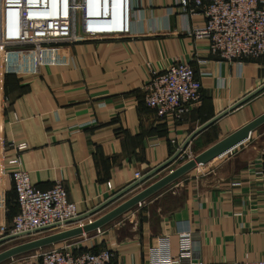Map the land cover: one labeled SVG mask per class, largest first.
I'll list each match as a JSON object with an SVG mask.
<instances>
[{"label":"crops","instance_id":"crops-1","mask_svg":"<svg viewBox=\"0 0 264 264\" xmlns=\"http://www.w3.org/2000/svg\"><path fill=\"white\" fill-rule=\"evenodd\" d=\"M192 8L184 11L178 0H131L130 34L124 38L6 54L0 143L26 144L19 155L33 186L47 191L61 182L82 216L130 185L135 172L144 176L168 160L194 130L264 85V56L241 65L223 62L210 54L206 39L189 35L206 21L201 11L191 15ZM172 63L189 64L203 94L201 105L173 127L145 106L142 91L150 70ZM262 114L264 89L196 135L186 150L197 155ZM14 153L6 149L0 155V239L11 234L17 213L12 168L6 164ZM204 166L111 220L99 234L40 250L66 243L80 252L107 249L117 264H148L150 250L166 236L169 255L176 256L177 234L189 230L193 257L204 263L264 260V123L232 152ZM169 170L87 220L106 215ZM73 226L2 245L11 248ZM18 256L6 264H34L33 257Z\"/></svg>","mask_w":264,"mask_h":264},{"label":"built area","instance_id":"built-area-1","mask_svg":"<svg viewBox=\"0 0 264 264\" xmlns=\"http://www.w3.org/2000/svg\"><path fill=\"white\" fill-rule=\"evenodd\" d=\"M178 2L184 11L193 4V8L188 11L191 15L201 11L206 20L205 25L202 28L194 27L188 33L196 40L206 39L210 54L220 61L241 65L264 56V0ZM130 15L131 0H0V86L8 50L30 49L40 54L45 48L56 45L118 40L130 34ZM149 75L142 88L143 103L155 111L157 119L163 124L173 127L182 122L193 108L201 105V82L195 78L189 64L172 63L162 71L150 70ZM26 147L23 143H0V155L6 149L15 150L13 157L6 163L12 168L10 178L17 204L10 235L57 225L56 228L74 225L60 231L64 232L91 224L92 220H87L89 217L65 224L80 214L76 205L68 201L61 182H56L47 191L31 184L28 172L22 169L19 155ZM193 157L185 149L175 162L180 161L182 165ZM142 177V174L135 172L133 182ZM106 185L110 189V184ZM94 232L99 234L100 229ZM42 237L45 236L38 238ZM168 243L169 238L166 236L158 247L151 249L147 263L212 264L193 257L192 233L189 230L177 234L176 256L169 255ZM39 258V264H117L114 254L107 249L80 252L74 251L66 243L43 251ZM237 264H264V260L244 258Z\"/></svg>","mask_w":264,"mask_h":264},{"label":"water","instance_id":"water-1","mask_svg":"<svg viewBox=\"0 0 264 264\" xmlns=\"http://www.w3.org/2000/svg\"><path fill=\"white\" fill-rule=\"evenodd\" d=\"M263 89H264V85H262L260 88L256 89L255 91L250 93L248 96L243 98L241 100V102H238L237 104L232 106L230 109L225 110L220 115L216 116L212 120L206 122L205 124L201 125L196 130H194L188 136V138L182 143L180 148H178L168 160H166L165 162H163L159 166L152 169L150 172L145 174L140 180L131 183L130 185H128L124 189L120 190L114 196L110 197L105 202H103L102 204H100L99 206L94 208L93 210L89 211L88 213H86L82 216H79L78 218H76L72 221L66 222L65 224H70V223H73V222H76L79 220H83L85 218H88V217L96 214L100 210L106 208L111 203L122 198L124 195H126L131 190L138 188L143 182L148 180L150 177L154 176L155 174H157L158 172H160L164 168L169 167L171 164H173L175 162V160L177 159L179 154L188 147L190 141L196 135H198L200 132L205 130L207 127H209L211 124H213L219 118H221L223 115L227 114L229 111L233 110L235 107H237L241 103L245 102L247 99H249L253 95L257 94L258 92H260ZM263 123H264V114H262L261 116H259L256 119H254L253 121L249 122L248 124H246L245 126L240 128L239 130H237L234 133L230 134L229 136L225 137L224 139L216 142L214 145L207 148L203 152L195 155L191 160H189L185 164H182V165L178 166L177 168H175L174 170L170 171L167 175L163 176L157 182L153 183L152 185L145 188L144 190L138 192L137 194H135L134 196H132L131 198H129L128 200H126L121 205L117 206L116 208H114L112 211H110L106 215L102 216L101 218H99L97 220H93L91 224H86L83 228L70 229V230H67L64 232L50 234V235H47V236L42 237V238H38V239L27 241V242H24V243H21L18 245H14L11 248H8V249L0 252V263L5 261V260L11 259L14 256H17V255H20V254H23L26 252L34 251V250H40V249L45 248L47 246H51V245H54L56 243H61L63 241L81 236L82 234H87L89 232H93V231H96L97 229H100L102 226H104L105 224H107L111 220L115 219L116 217H118L122 213L126 212L130 208L137 206L138 204L143 202L145 199L149 198L150 196H152L153 194H155L159 190L163 189L167 185L171 184L172 182H174L175 180H177L178 178H180L184 174H186L189 171H191L192 169L196 168L198 165H206V164L210 163L211 161L218 159V158H221L224 155L232 152L238 146L243 144L247 139H249L250 133ZM57 226H51V227H48L45 229L35 230L33 232H28V233L19 234V235H8V236L0 239V244H2L4 242L11 241V240L19 239L22 237L30 236L33 234L41 233V232H44L47 230H51V229L56 228Z\"/></svg>","mask_w":264,"mask_h":264},{"label":"rangeland","instance_id":"rangeland-1","mask_svg":"<svg viewBox=\"0 0 264 264\" xmlns=\"http://www.w3.org/2000/svg\"><path fill=\"white\" fill-rule=\"evenodd\" d=\"M29 50L30 49H25V50L15 49V50H8V52H14V51L15 52H22V51H29ZM2 84H3V82H2ZM188 153H190V156H195L196 155L195 152L189 151ZM180 165H181V162L180 161H177V162H174L173 164H171L168 168H171V170H172V167L173 168H177ZM204 167L205 166H203L202 168L200 167L201 168V171L203 170ZM196 168H199V167H196ZM171 170H169V171H171ZM7 247H9L7 245V243H5L3 245L1 244L0 245V252L3 251V250H5ZM41 252H42L41 250L30 251V252H26V253L20 254L18 257L21 258V259H28V260L33 257L32 259L34 261V264H38V262L40 260L39 256H40ZM6 262H8V261L1 262L0 264H6Z\"/></svg>","mask_w":264,"mask_h":264},{"label":"bare ground","instance_id":"bare-ground-1","mask_svg":"<svg viewBox=\"0 0 264 264\" xmlns=\"http://www.w3.org/2000/svg\"><path fill=\"white\" fill-rule=\"evenodd\" d=\"M201 165H198L197 167H200Z\"/></svg>","mask_w":264,"mask_h":264},{"label":"trees","instance_id":"trees-1","mask_svg":"<svg viewBox=\"0 0 264 264\" xmlns=\"http://www.w3.org/2000/svg\"><path fill=\"white\" fill-rule=\"evenodd\" d=\"M263 57V56H262ZM4 84V83H3ZM93 252H95V251H93Z\"/></svg>","mask_w":264,"mask_h":264}]
</instances>
